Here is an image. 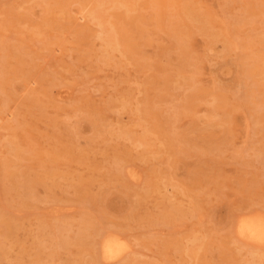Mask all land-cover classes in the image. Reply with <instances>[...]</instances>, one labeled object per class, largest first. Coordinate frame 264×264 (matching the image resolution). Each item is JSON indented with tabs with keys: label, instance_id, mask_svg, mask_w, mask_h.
I'll use <instances>...</instances> for the list:
<instances>
[{
	"label": "rangeland",
	"instance_id": "rangeland-1",
	"mask_svg": "<svg viewBox=\"0 0 264 264\" xmlns=\"http://www.w3.org/2000/svg\"><path fill=\"white\" fill-rule=\"evenodd\" d=\"M254 218L264 0H0V264H264Z\"/></svg>",
	"mask_w": 264,
	"mask_h": 264
},
{
	"label": "bare ground",
	"instance_id": "bare-ground-1",
	"mask_svg": "<svg viewBox=\"0 0 264 264\" xmlns=\"http://www.w3.org/2000/svg\"><path fill=\"white\" fill-rule=\"evenodd\" d=\"M237 234L241 239H243L248 243H255L258 245H262L264 244V223L261 220L255 218L244 220L239 223ZM105 243L106 244L102 248L103 249L102 254H104V257L107 256L108 258L110 255L112 256L113 254L116 253V251L118 250L117 249L118 244L116 242H105ZM107 258L105 257V259Z\"/></svg>",
	"mask_w": 264,
	"mask_h": 264
}]
</instances>
